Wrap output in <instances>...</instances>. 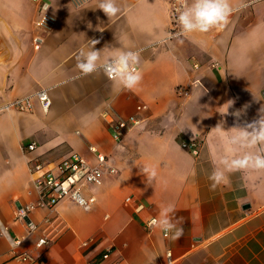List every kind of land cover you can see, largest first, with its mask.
<instances>
[{
    "label": "crops",
    "instance_id": "obj_1",
    "mask_svg": "<svg viewBox=\"0 0 264 264\" xmlns=\"http://www.w3.org/2000/svg\"><path fill=\"white\" fill-rule=\"evenodd\" d=\"M46 1L55 24L35 47L36 0H0V106L39 89L51 101L47 110L33 97L30 112L0 111V264H90L104 253L103 264H264V170L226 172L215 190L208 179L222 160L242 155L228 143L230 130L258 120L264 108V0H230L223 28L175 37L167 0H116L111 19L99 0ZM93 40L101 64L139 53L138 86L122 88L103 68L80 73L78 57ZM179 85L188 96L176 94ZM139 104L148 107L141 123L114 141L111 122ZM189 135L201 139L197 154L180 146ZM90 145L117 169L84 191L96 198L91 209L69 200L37 207L28 215L33 231L14 219V205L38 199L30 159L74 151L95 163ZM168 205L184 230L175 242L145 226ZM45 234L52 240L38 247Z\"/></svg>",
    "mask_w": 264,
    "mask_h": 264
},
{
    "label": "built area",
    "instance_id": "obj_2",
    "mask_svg": "<svg viewBox=\"0 0 264 264\" xmlns=\"http://www.w3.org/2000/svg\"><path fill=\"white\" fill-rule=\"evenodd\" d=\"M169 3V30L170 37L177 36L179 25L176 23L177 13L175 11L177 5L176 0H167ZM37 18L35 19L36 34L33 37V45L35 47L41 45L43 41V33L49 31L55 24V17L50 11L49 3L46 0H36ZM107 75V74H106ZM109 78V76L107 75ZM176 94L180 97H186L189 94V89L179 85L175 89ZM33 97L37 98L44 110L50 106V98L47 89H39L33 94L16 97L0 106V111H20L30 112L33 108ZM146 104L136 106L135 112L123 119H117L111 122L110 132L114 141L120 142L125 134L131 128L139 125L143 120V112L147 110ZM201 143V139L197 135H189L180 141V146L192 154H197ZM36 147V143L30 142L25 145L27 151H32ZM90 151L95 153L96 162L91 163L81 154L70 151L56 161H45L40 157H34L29 160V170L32 176V188L38 194V199L35 202L14 205L12 215L15 220L26 222L28 231H33L37 228L36 223L28 220L29 213L37 207L53 208L59 202L69 200L83 209L89 210L96 202L93 195H86L85 190L90 187H98L102 185L103 171L116 173L117 169L111 165L105 154L97 151L90 145ZM131 196L125 198L126 202H130ZM156 219L155 216H150L145 221V226L152 228L149 225ZM2 232L7 235V230L3 228ZM163 236L166 237L164 232ZM52 240L49 234L42 235L38 238L36 245L38 247L48 244ZM20 240H11L12 246L17 245ZM87 244V241L82 243ZM166 255L171 259V252L167 251ZM23 260H28V256H21ZM108 257V253L102 254L101 258L93 259L90 264H103V260Z\"/></svg>",
    "mask_w": 264,
    "mask_h": 264
},
{
    "label": "clouds",
    "instance_id": "obj_3",
    "mask_svg": "<svg viewBox=\"0 0 264 264\" xmlns=\"http://www.w3.org/2000/svg\"><path fill=\"white\" fill-rule=\"evenodd\" d=\"M177 7L175 9L176 23L179 25L177 36L187 35L189 33H208L217 28H223L228 22L233 12L230 0H176ZM98 8L111 19L116 16L120 9L116 0H99ZM90 26V25H89ZM167 36H165V39ZM98 41H91V49L81 51L78 57L76 67L84 76L97 72L103 68L105 73L115 83H119L122 88L131 90L138 86L142 76L137 70L136 65L139 63V53L128 51L121 52L112 57L110 61H101V51L94 50ZM233 101H229L231 107ZM222 112L221 115H226ZM242 112L233 113L237 118ZM224 123L221 121L214 130L224 131ZM235 130L234 134L228 138V143L233 145L235 149L242 152V155L221 161L222 168H214L208 179L212 182L211 190H215L221 183L227 181L226 172H234L245 169L264 170V108L261 109V115L258 120L247 123L244 127H234L230 131ZM154 176L155 173L153 172ZM175 211L173 205L162 207L158 220L154 219L150 227L159 228L172 241H178L184 234L181 227L182 224L174 222L172 213Z\"/></svg>",
    "mask_w": 264,
    "mask_h": 264
}]
</instances>
